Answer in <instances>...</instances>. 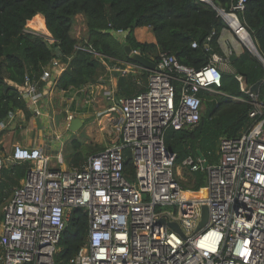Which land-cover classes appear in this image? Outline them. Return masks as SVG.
I'll use <instances>...</instances> for the list:
<instances>
[{
	"label": "built area",
	"instance_id": "1",
	"mask_svg": "<svg viewBox=\"0 0 264 264\" xmlns=\"http://www.w3.org/2000/svg\"><path fill=\"white\" fill-rule=\"evenodd\" d=\"M246 2L232 0L229 10L217 11L240 49L254 41L242 21ZM25 33L48 44L55 41L30 27ZM115 34L125 35L122 30ZM80 48L102 63L116 62V73L138 76L139 84L147 72L148 87L131 97L118 98L113 90L105 93L114 104L105 112L111 145L80 168L62 167L63 154L52 158L41 146L17 144L10 154L0 153V169L4 164L29 165L3 207L1 264H58V246L75 208L87 211L89 225L86 243L73 264H264V102L245 77L235 74L245 97L232 99L252 106V124L239 137L220 140L215 163L188 156L177 165V154L166 146L169 130L199 123L202 91L221 94L220 65L230 62L232 52L227 57L213 55L211 63L199 70L160 52L155 69L148 71L136 62ZM42 82L56 87L51 67L40 81L18 87L37 115ZM126 151L133 160V175L125 173ZM182 169L206 172L205 186L198 191L183 188L178 179ZM201 191L202 196H193ZM204 207L208 220L200 227Z\"/></svg>",
	"mask_w": 264,
	"mask_h": 264
},
{
	"label": "trees",
	"instance_id": "2",
	"mask_svg": "<svg viewBox=\"0 0 264 264\" xmlns=\"http://www.w3.org/2000/svg\"><path fill=\"white\" fill-rule=\"evenodd\" d=\"M212 2L229 10L232 0ZM78 15L85 18L87 39H77L73 34ZM38 16L43 18L45 32L55 40L53 43L48 44L42 37L25 33ZM242 21L264 57V0H247ZM143 27L154 30L156 45L137 40L135 30ZM225 28L226 24L217 11L198 0H0V123L20 112L28 118L31 116L29 103L15 85L40 81L46 68L52 67L54 61L66 64L64 72L56 79L59 91L68 92L98 84L104 73L103 63L97 55L82 50L80 46L112 59L132 62L126 47L155 62L160 52H168L182 65L199 70L213 59L209 49L221 55L218 40ZM117 30L124 31L125 35L117 36ZM194 43L197 44L195 48ZM231 65L234 73L223 72L222 86L218 89L221 94L200 93L206 109L201 112L199 123L192 128L167 132L166 146L177 154V165L188 156L198 157L199 152L210 163H215L220 140L237 138L252 124L249 117L252 106L232 99L245 97L235 74L244 76L253 86L264 80V66L247 48H243ZM137 77H119L118 98L146 91L149 74L141 75V86L136 84ZM259 97L264 102V82L260 86ZM73 147L72 167H78L84 156L88 158L105 149L94 147L95 150L90 151L91 147H88L83 156L80 144L75 142ZM28 168L25 163L4 164L0 169V224L4 204L20 187ZM134 172L131 154L126 151L125 173L133 175ZM206 179V172H186L180 183L187 190L198 191L205 186ZM203 194L201 191L193 196ZM88 225L87 211L73 209L55 256L58 264H73L72 260L86 243Z\"/></svg>",
	"mask_w": 264,
	"mask_h": 264
},
{
	"label": "crops",
	"instance_id": "3",
	"mask_svg": "<svg viewBox=\"0 0 264 264\" xmlns=\"http://www.w3.org/2000/svg\"><path fill=\"white\" fill-rule=\"evenodd\" d=\"M81 19L85 20L83 15H78L76 17L74 28L76 27L77 21ZM30 24H32V22ZM139 32L142 34L141 38H139L137 35ZM135 36L139 42L156 45L154 30L150 27L136 29ZM75 38L79 39L77 35L75 36ZM218 45L221 52V55H218L220 57H227L230 52H232V55L236 54L239 57L243 50L239 48V44L235 35L229 29H224L221 32L218 40ZM113 62L114 61L107 59L103 63L104 73L100 77L103 80L93 86L65 92L59 91L56 87L54 88L51 84H47L44 82L40 88V100L36 105L37 109H39L38 115L34 111V106H29V110L31 112V116L29 118L20 112L13 114V116H11L10 119H8L5 123H0V153L4 156L10 154L13 150L14 145L20 144L26 147L41 146L45 154L54 158L58 152L62 153V147L60 149L57 148V143L61 142V146H63L62 139L63 135L66 132L72 131L74 133H81L85 128L89 130V132L90 130L93 131L92 134L94 133L96 121L94 122V120H92L91 123L93 124H88V120L93 116L102 118L106 117L104 123L101 122L104 119L98 121V126L101 127L100 130L102 131L97 134L98 139L95 147H101L102 149L108 147L105 145L107 144L106 135L108 136L109 140V144L107 145L110 146L111 135L108 132V119L105 115V112L110 109L112 104L107 101L105 93L109 90H113L115 91V93L118 91V79L121 76L114 70V68L117 65L119 66V64ZM223 67L227 68L225 69ZM65 68V63L54 61L51 67V72L54 76V79L60 77ZM220 68L223 72L234 73V69L231 65V58L229 63L221 64ZM137 80L139 81L138 77L136 79V84L138 86H141L143 83L139 84ZM15 86L17 88L19 87L18 85ZM76 119L82 122L78 125L76 131H73L71 124ZM95 135L96 134H94V136ZM52 142H55L57 147L53 148ZM75 142L80 144L81 150H83V156L85 154L84 151H86V148L88 149L87 143H85V141L81 142V140L78 139L73 141L71 145V151L67 156V162L70 166L72 155L74 152L73 144ZM88 144L90 145V143ZM55 148H57L58 150H53ZM89 157L85 158L84 156V159L79 163L78 167L68 168L67 166L66 168L64 167L65 163L63 167L66 169L80 168L81 165L87 162ZM52 164L54 166H58L56 161H53Z\"/></svg>",
	"mask_w": 264,
	"mask_h": 264
},
{
	"label": "rangeland",
	"instance_id": "4",
	"mask_svg": "<svg viewBox=\"0 0 264 264\" xmlns=\"http://www.w3.org/2000/svg\"><path fill=\"white\" fill-rule=\"evenodd\" d=\"M44 20H43V18L41 17V16H38L36 19H34L33 21H32V24H29V27L30 28H33L34 30H37V31H40L41 33H46L45 32V28H44ZM44 31V32H43ZM73 33H74V35L76 36H78V38L79 39H87V26H86V22H85V20H78L77 21V24H76V27L74 28V31H73ZM138 37L139 38H141L142 37V34L139 32L138 34ZM245 48V47H244ZM223 68H227V67H223ZM141 83H143V81L141 80ZM211 94H213V95H215V93H213V92H210ZM112 106H114V104L112 103ZM205 109H206V105L204 104L203 105V109H202V111L204 112L205 111ZM115 116H117V114H115V113H113ZM102 119H104V120H102ZM92 120H94V122H95V124H96V126H95V128H94V133L92 134V132L93 131H91L90 130V132H89V130H87V129H83V131L81 132V133H74V132H72V131H69V132H66L64 135H63V146H61V142H58L57 143V145H58V147L56 146V144H55V142H52L53 143V148L54 147H57V148H61L62 147V154L64 155V159H65V165H64V167H66L67 168V166H68V168H72V166H70V165H68V162H67V156H68V153L71 151V145H72V142L73 141H75V140H81V142L83 141H85V143H87V147H91V149H90V151H94L95 150V145L97 144V134L98 133H100V131H102V130H100L101 129V127L100 126H98V121L100 120H102L101 122L102 123H104L105 122V120H106V117L105 118H102V117H97V116H93V117H91L89 120H88V124L89 123H91L92 122ZM91 124H93V123H91ZM103 128V127H102ZM94 134H96L95 136H94ZM106 135V134H105ZM106 143L107 144H109V140H108V136L106 135ZM80 142V143H81ZM88 143H90V145L88 144ZM82 144V143H81ZM105 144V143H104ZM107 144H105L106 146H109V145H107ZM66 145V146H65ZM86 145V144H85ZM57 148H55V149H53V150H58ZM65 149V150H64ZM96 151H97V149H96ZM55 152H57V151H55ZM98 152V151H97ZM54 162H55V160H54ZM63 167V166H62ZM186 172H190L189 170H187V169H182L181 170V178L179 177L178 179L179 180H181V179H183L184 178V175H185V173Z\"/></svg>",
	"mask_w": 264,
	"mask_h": 264
},
{
	"label": "water",
	"instance_id": "5",
	"mask_svg": "<svg viewBox=\"0 0 264 264\" xmlns=\"http://www.w3.org/2000/svg\"><path fill=\"white\" fill-rule=\"evenodd\" d=\"M208 4L210 6H212L216 11H218V7L212 2V0H210V2H208ZM135 27L137 26L136 24L134 25ZM252 47L253 49L255 50V52H253L250 48L246 47L248 49V51L254 56L256 57L264 66V57L261 55V53L258 51L254 41H252ZM206 48L209 49V45H206ZM126 52H127V55H130L132 60L140 65H142L143 67H145L148 71H153L156 67V63L153 62L151 59H148L146 58L145 56L141 55L140 53H133L131 48L130 47H126ZM209 52L210 54L212 55H215L214 54V51L209 49ZM238 56L236 54L232 55L231 57V62H233ZM264 82V80H261L259 81L258 83H256L255 85H253L251 87V91L256 93V94H259V91H260V86L261 84ZM82 121L80 120H75L73 121V123L71 124L72 125V130L73 131H76L78 125L81 123ZM199 157L202 159V160H205V156L199 152ZM208 161H205L204 162V165L205 167L208 166ZM208 220V209L206 207L203 208V218H202V222L200 224V227H202ZM171 227L178 231V232H181V230L179 229L178 225L176 224H171Z\"/></svg>",
	"mask_w": 264,
	"mask_h": 264
},
{
	"label": "bare ground",
	"instance_id": "6",
	"mask_svg": "<svg viewBox=\"0 0 264 264\" xmlns=\"http://www.w3.org/2000/svg\"><path fill=\"white\" fill-rule=\"evenodd\" d=\"M244 38H245V36H244ZM248 48H250L251 50H253L255 52V50L252 47V43L249 40H248Z\"/></svg>",
	"mask_w": 264,
	"mask_h": 264
}]
</instances>
